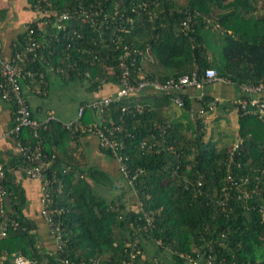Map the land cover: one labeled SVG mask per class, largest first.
I'll list each match as a JSON object with an SVG mask.
<instances>
[{"label": "trees", "instance_id": "16d2710c", "mask_svg": "<svg viewBox=\"0 0 264 264\" xmlns=\"http://www.w3.org/2000/svg\"><path fill=\"white\" fill-rule=\"evenodd\" d=\"M24 2L32 12L34 6L40 4L41 10L50 13L39 20L40 23L53 21L62 12L79 8L101 10L100 16L116 14L117 27L128 30V33L117 32L123 38L122 44L140 51L148 48L156 65L169 72L165 76L146 72L145 79L164 83L196 72L200 82L204 71L213 69L218 78L239 92L241 86L264 83V0H186L183 5L179 4L180 0ZM142 2L147 4L145 10L140 7ZM257 7L263 10L262 13L257 12ZM187 15L191 20L189 28L184 29L181 22ZM29 24L16 35L12 51L26 36ZM66 25L67 33L59 31V41H52L50 48L39 49V53L53 66L76 63L66 81H90L88 90L97 94L94 99L114 94H102L101 90L107 82L115 83L116 90L119 88L115 74L119 73L116 58L120 51L111 45H95L99 41L98 32L89 23L75 19ZM34 27L37 38L44 28L39 24ZM73 31L82 38L77 39ZM109 32L104 29L102 35L106 44ZM214 44L220 47V61L211 54ZM93 51L100 53L98 61H95L97 54ZM140 58L139 55L131 67V79L139 80ZM108 66L113 68L114 74L106 72ZM97 77L98 81L94 82ZM188 90L194 92L196 88L184 87L166 93L143 88L129 99L110 105L103 113L101 121L108 124L117 121L119 111L116 106L138 104L144 108L142 113L126 115L123 128L115 137L121 144L119 153L125 158L129 176L134 177L131 183L124 179L130 206L117 198L107 201L93 194L91 184L115 188L104 172L88 169L85 177L70 186L71 180L58 167L55 156L48 177L55 180L51 185L54 191L51 208L64 211L56 217L51 215L60 228L59 242L38 212L48 236L55 240L50 252L37 247L34 232L37 226L22 213L23 190L11 182L5 170L4 185L10 199V207L6 209L18 226L7 228L5 237L0 238V256L5 257L3 264H11L13 255L26 257L30 264H62L64 259L80 264H126L132 252L130 244L142 254L146 253L143 239L149 241L151 250L154 246L153 256H158L159 252L169 253L174 264H193L187 257L196 260L195 264H206L208 256H213L211 264H264V121L243 115L238 110V144L231 149L218 148L212 138L205 140L203 116L215 112L220 103L210 109V103L216 99L204 95L191 102L186 93ZM151 91L152 94H148ZM240 94L245 98L242 92ZM143 95L152 96V107L141 101ZM139 96V101L138 98L134 101L133 98ZM176 98L180 99V107L175 103ZM162 102L191 111L195 108L185 128L164 117ZM232 107L235 108L233 103ZM95 121L94 112L83 111L80 124L86 130ZM49 124L51 126L39 130L48 158L55 154L51 150L52 143L48 144L50 127L63 141L71 132L60 123ZM23 137L33 143L29 131L23 132ZM99 149L113 158L123 179L120 164L112 153ZM59 184L64 186L61 192L58 191ZM139 202L141 207L137 209ZM142 212L152 218V226L146 232L143 231L146 223ZM135 261V264H153L152 259L141 260L139 255Z\"/></svg>", "mask_w": 264, "mask_h": 264}, {"label": "built area", "instance_id": "2783aa9c", "mask_svg": "<svg viewBox=\"0 0 264 264\" xmlns=\"http://www.w3.org/2000/svg\"><path fill=\"white\" fill-rule=\"evenodd\" d=\"M140 7L145 10L147 4L142 2ZM33 9L35 18L27 26L26 36L22 38L19 46L14 45L10 57H0V102L9 105L12 108V126L8 135L13 139L17 157L21 160V163L24 164L23 172L26 178L40 183V215L46 220L53 238L59 242L60 228L57 223L52 221L51 215L56 217L61 215L64 211L62 208H51V203L53 201L51 193L54 192L51 185L55 180L53 179L52 181L48 177V170L50 169L55 156L52 155L48 158L44 152L39 130L41 128L44 129L47 125L44 126L33 118L28 102L22 92V84L28 80L31 82L35 81L36 83H39L40 87H43L45 85V75L47 71L59 75L62 78H67L70 72L74 70L76 63H73L72 65L68 64L66 66H53L48 59H45L43 55L39 53V49L50 48L52 41H59V31L67 33V22L76 19L80 21V23H89V26L98 32L99 41L95 42V45H98V47H101L100 45L105 47H107L106 45H111L114 50L120 51L116 58L119 73L115 74L119 88H117L115 93L110 96L93 99L92 101L80 105L77 111V119L72 123L61 124V126L65 129L71 128L78 130L81 127L80 119L83 115V111L90 110L94 112L97 121L88 126L87 130L86 128H82L80 131L93 134L98 140L99 148L112 153V156L120 164V171L128 183H131L134 177L129 176L124 164L125 158L119 153L121 144L118 143L115 137L118 136L123 128L125 116L142 113L144 108L138 104L116 106L119 111V114L116 117L117 121H110L108 124H103L101 117L107 108L112 104H117L122 100L129 99L130 96L139 93L143 88H152L154 91L166 93L171 91L175 92L184 87L201 89L204 84H209L215 81H226L218 78L213 69H206L200 82L197 79L196 72H193L191 76H183L177 80L170 79L164 83L156 80H148L141 76H139V80L131 79V67L135 65L136 59L140 55V50L131 45L122 44L123 38L118 36L117 32L119 30L121 33H128V30L123 26L120 28L117 27V18H115L116 14L108 17L103 13V15L100 16L101 10L95 11L79 8L72 12H62L53 21L43 20L40 23L38 21L50 13L46 10H41L40 4H36ZM190 20V17L187 15V17L181 22V26L184 29H188ZM34 24L42 25L44 28L43 31L38 34L37 38H35ZM47 28L54 32L50 33ZM104 29L110 30L108 34L109 36H107L109 41L107 44L102 37ZM72 34L77 39L82 38L81 34L76 31H73ZM93 53L97 54V56H94V59L95 61H98L100 59V53L96 51H93ZM49 54L52 55V52L49 51ZM106 72L109 75L115 73L113 68L109 66L106 68ZM137 74L139 75V73ZM85 75L88 77L87 73ZM96 80L98 81V78H96L94 82ZM240 92L245 95V98L241 97L233 102L235 110H241L243 115H251L260 121H264V83L258 86H241ZM217 102L218 100L212 101L210 103V109L215 107ZM175 103L179 107L181 106L179 98L175 99ZM51 120H54V118L49 117L47 120L48 124ZM25 131L30 132V138L33 140V143L30 140H24L23 132ZM146 150L151 151L150 149ZM5 178V168L0 162V238L5 237L7 228L16 229L18 226L15 219L8 214V210L5 206L6 199L9 196L4 185ZM244 197L247 198L248 196L245 195ZM140 207L141 204L139 202L137 209ZM142 218L146 223V227H144L143 231L146 232L147 229L152 226V218L146 212H142ZM134 243L136 244V242ZM157 244H159V242H157ZM130 246L132 247V252L129 254V262L126 264H135L136 257L139 255L141 258L142 253L139 249L134 247V244H130ZM199 257L200 256L198 255V258ZM187 258L193 264L196 263V260L191 259V257ZM212 260L213 256H208L206 264H211ZM30 263V260L21 255L15 256L11 261V264ZM61 263L80 264L71 263L65 259L61 260Z\"/></svg>", "mask_w": 264, "mask_h": 264}, {"label": "crops", "instance_id": "0c3cea01", "mask_svg": "<svg viewBox=\"0 0 264 264\" xmlns=\"http://www.w3.org/2000/svg\"><path fill=\"white\" fill-rule=\"evenodd\" d=\"M24 1L26 0H0V57L2 58H8L11 56L12 45L16 35L22 33L25 30L27 23L35 18L34 12L27 8ZM140 56L139 76L145 77L146 72H153L161 76L169 74V72H166L163 68L156 65L148 48L140 51ZM77 81H82V83ZM83 83H85L83 80L66 81V78H62L59 75L47 71L45 75V85L43 87H40L39 83H36L35 81L31 82L27 80L22 84V92L28 102L32 116L37 122L44 126H51L48 124L47 120L49 117H53L54 120L50 121L51 124L52 122L68 124L77 119L78 107L84 104L83 102L91 101L97 96V94L95 95L94 92L88 90V87H91L90 81H87V85H84ZM103 87L104 89L101 90L102 94L110 95L116 91L115 83L113 82H107ZM63 90L68 92L75 91L78 93L80 102L76 109H74L73 104H71L74 101L72 98V101L64 98ZM152 92L153 91L148 92V94H152ZM186 93L191 102L194 101L193 99L199 100L203 95L214 97L220 103L218 107L220 109L224 108L223 110L225 112L221 110L218 114L215 110L216 112L203 117L206 127L209 126L208 122L210 119L219 123L223 120V117L230 115V118H235V120L231 122H235L237 129L238 115L235 108L232 107V103L241 97V94L237 89L228 85L226 82L216 81L202 87L201 89H196L194 92L188 90ZM137 98L139 101L140 96L133 98L134 101H137ZM151 98L152 96L143 95L141 101L147 102V104L152 107ZM162 104L164 106L163 112H165L164 117L169 121L179 123L184 128L185 125L188 124L187 119L190 118V116L192 117V113L195 109L193 108L190 115L187 116L186 114H182L180 109H177L173 104L166 105L163 102ZM226 112L230 114L226 115ZM11 124L12 108L9 105L0 102V162L4 165L7 174L10 176L11 182L15 185H20L23 190L24 205L22 213L26 218L33 220L37 226L34 231L36 234L37 247L50 252L55 246V240L48 236V232H46L43 227L45 224L38 215L41 207L40 183L26 178L23 172V166L17 157L13 139L8 135ZM82 128L84 129V126L82 125L78 130L70 128L71 132L69 137L64 138L63 141L60 135L54 133L53 129L50 127L48 144L52 143L51 145L53 147H51V150L55 151V160L57 159L59 164L58 167L63 171L66 178L71 180L70 186L79 178L83 176L85 177L88 169H94L106 173V175L112 180L113 184H115V188H112L111 185L106 187L104 185L94 184H91L90 187L96 197H102L107 201H111L114 198L110 197L108 199L106 197L107 195L104 196L105 193L103 192V189H118L116 182L123 180L119 175L118 165L113 158L102 153L99 149L96 137L91 134L83 135V132L80 131ZM75 131L79 134H76ZM89 183H91L90 180ZM63 187V184H59L58 191L61 192ZM68 190L70 191V189ZM127 192L128 191L125 192L126 195ZM116 198L119 199L121 203H125L126 206H130V195L125 197L126 199L124 198L125 201L122 197L117 196ZM5 206L6 208L10 207L9 198L6 199ZM145 246L147 248L146 254L151 255L153 251L151 250V244L146 243ZM15 256L16 255H13L12 259ZM164 257H166L164 260V263L166 262L165 264H174L171 257H168V255H164ZM4 259V256H0V264L4 263Z\"/></svg>", "mask_w": 264, "mask_h": 264}, {"label": "rangeland", "instance_id": "374dc122", "mask_svg": "<svg viewBox=\"0 0 264 264\" xmlns=\"http://www.w3.org/2000/svg\"><path fill=\"white\" fill-rule=\"evenodd\" d=\"M227 1V0H225ZM186 0H180L179 4L180 5H183L185 4ZM263 10H261L259 7H257V12L259 13H262ZM219 45L217 44H214L213 45V49H212V55L214 54V58L218 61L221 60V57H220V47H218ZM85 83H83L84 85H87V81L86 80H83ZM77 82H81L82 81H77ZM238 91V90H237ZM63 93H64V98L66 100H69V101H72V99L74 100L71 104H73V108L76 109L78 103L80 102V98H78V93L77 92H68V91H64L63 90ZM72 98V99H71ZM177 109H180V112L182 114H186L187 116L190 115L191 113V110H187V109H184V108H177ZM224 108L220 109L219 107L214 110H216L215 112L219 114V112L221 110H223ZM224 111V110H223ZM225 112V111H224ZM230 113H227L226 112V115H229ZM234 115V114H232ZM230 116V115H229ZM229 116H225L223 117V120H221L219 123H217L215 120H211L208 122L209 126L206 127V129H204L205 131V134H207L205 136V140H208L210 138H212V141L214 143H216V147L218 148H226V149H231L233 148L234 146H236V144H238V140L236 138V124L235 122H231L233 120H235V118L232 119L229 117ZM237 116V115H236ZM191 117V116H190ZM204 117V116H203ZM225 121V122H224ZM223 135V136H222ZM124 180V178H123ZM120 180V181H117V187L118 189H114V190H109L108 189H103V192L105 193V195H107L106 197L109 199L110 197H113V198H116L117 196L118 197H122V199H124L125 197H127L129 195V193L127 192V195H126V183H125V180ZM123 185V186H122ZM126 199V198H125ZM124 199V201H125ZM128 199V198H127ZM264 217V216H263ZM142 243L144 242L145 243H149V241L147 240H144L141 241ZM152 247V246H151ZM153 250H155L154 246H153ZM168 257H170V254L168 253ZM152 259V263L154 264H165L164 263V260L166 257H164V254L159 252V255L158 256H153L152 254L151 255H147L145 252L142 254L141 256V260L143 259Z\"/></svg>", "mask_w": 264, "mask_h": 264}]
</instances>
